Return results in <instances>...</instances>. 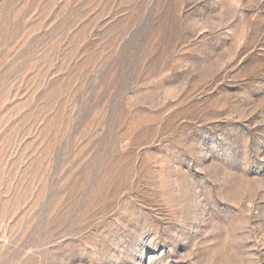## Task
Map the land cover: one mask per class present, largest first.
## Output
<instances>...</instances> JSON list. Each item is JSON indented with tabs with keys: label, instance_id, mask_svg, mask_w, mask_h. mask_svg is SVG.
Masks as SVG:
<instances>
[{
	"label": "rangeland",
	"instance_id": "obj_1",
	"mask_svg": "<svg viewBox=\"0 0 264 264\" xmlns=\"http://www.w3.org/2000/svg\"><path fill=\"white\" fill-rule=\"evenodd\" d=\"M0 264H264V0H0Z\"/></svg>",
	"mask_w": 264,
	"mask_h": 264
}]
</instances>
